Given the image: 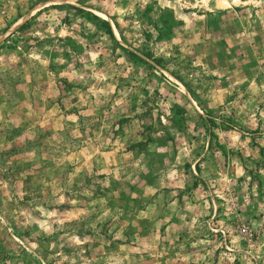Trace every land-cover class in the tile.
<instances>
[{
    "label": "rangeland",
    "instance_id": "obj_1",
    "mask_svg": "<svg viewBox=\"0 0 264 264\" xmlns=\"http://www.w3.org/2000/svg\"><path fill=\"white\" fill-rule=\"evenodd\" d=\"M0 264H264V0H0Z\"/></svg>",
    "mask_w": 264,
    "mask_h": 264
},
{
    "label": "trees",
    "instance_id": "obj_2",
    "mask_svg": "<svg viewBox=\"0 0 264 264\" xmlns=\"http://www.w3.org/2000/svg\"><path fill=\"white\" fill-rule=\"evenodd\" d=\"M104 24V26H105V28H106V30H107V33L110 35V36H112V33H111V31H110V27L108 26V24L107 23H103Z\"/></svg>",
    "mask_w": 264,
    "mask_h": 264
}]
</instances>
